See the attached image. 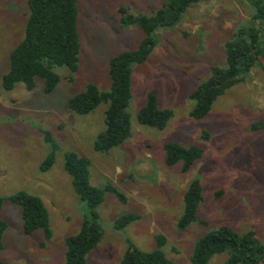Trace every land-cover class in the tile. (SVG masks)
Returning a JSON list of instances; mask_svg holds the SVG:
<instances>
[{
	"label": "rangeland",
	"instance_id": "1",
	"mask_svg": "<svg viewBox=\"0 0 264 264\" xmlns=\"http://www.w3.org/2000/svg\"><path fill=\"white\" fill-rule=\"evenodd\" d=\"M164 1L77 0L78 69L57 68L60 80L53 91L45 92L40 78L32 89L20 82L10 90L1 86L10 52L24 35L27 5L26 0H0V217L7 223L2 262L65 263V237L76 234L89 216L64 167L67 152L89 159L91 185L110 184L125 196L121 201L106 192L96 207L103 234L86 254L85 264H120L129 244L144 251L156 248V234L165 237L162 250L170 260L192 264L194 242L221 225L251 230L264 244V126H252L264 124V47L251 70L220 95L204 117L190 115L195 104L191 92L209 76L211 66L225 65L224 44L250 19L252 0H201L189 5L177 24L154 32L147 59L132 65L126 108L131 130L121 144L106 152L94 149L105 128L107 104L86 114L67 105L88 83L107 90L110 57L136 48L144 37L136 24H121V17L150 15ZM149 92L155 93L160 108L173 111L162 129L136 119ZM168 142L197 145L203 153L182 172L181 162L165 163ZM51 152L52 164L42 169ZM192 178L199 179L203 199L197 221L180 230L176 224L183 193ZM20 190L40 197L48 210L52 236L44 246L42 230L24 233L20 208L7 199ZM125 213L139 218L114 228V220ZM227 257V252L215 253L209 264H223Z\"/></svg>",
	"mask_w": 264,
	"mask_h": 264
},
{
	"label": "trees",
	"instance_id": "2",
	"mask_svg": "<svg viewBox=\"0 0 264 264\" xmlns=\"http://www.w3.org/2000/svg\"><path fill=\"white\" fill-rule=\"evenodd\" d=\"M201 0H165L162 7L150 15L122 16L120 23L136 24L144 32V37L134 49L123 50L111 56L108 61L110 86L101 90L94 83L67 99L68 107L78 114L93 111L100 103L107 104L105 110V128L95 141L94 149L106 152L121 144L130 136V116L126 108L131 99L132 65L147 59L155 40L154 32L160 28L171 27L178 23L189 5ZM77 0H26L27 18L24 35L9 55L8 70L1 77V86L10 90L17 83H23L27 89L35 86L36 78L43 80L45 92L53 91L60 76L57 68L65 67L70 72L78 69L79 34L77 28ZM253 11L250 19L241 23L232 39L225 42V65H213L209 76L200 81L190 94L194 107L190 115L204 117L213 102L227 89L237 83L249 72L261 55L264 47V0H252ZM122 11V10H121ZM124 11V10H123ZM170 108H160L155 93L149 92L145 104L139 109L136 119L141 125L162 129L172 118ZM264 126L261 122L252 125ZM48 140V132H44ZM204 131L202 136L208 137ZM165 163L173 165L181 162V171L187 172L194 161L201 157L203 150L197 145H182L168 142L164 145ZM51 152L43 161L41 168L47 169L52 164ZM90 161L75 152H67L64 167L71 176L72 185L81 200L89 207V216L83 219L76 234L65 237V263L85 264V256L96 247L102 237L103 228L95 210L103 202L105 193L116 195L121 201L125 196L116 187L106 184L99 188L89 183ZM20 208L23 232L29 234L41 229L45 245L51 236L49 213L40 197L26 191H17L7 197ZM203 199L201 183L192 178L183 193V212L177 221V228L185 229L197 221L196 212ZM3 198L0 197V211ZM139 215L125 213L118 216L113 226L120 229L136 221ZM203 222V221H202ZM7 223L0 217V250L3 248L2 237ZM156 248L144 251L129 244L120 264H176L162 250L165 237L155 236ZM227 252L223 264H264V244L260 243L253 231H236L230 226L221 225L200 236L193 245L190 262L209 264L215 253ZM0 264H19L4 263Z\"/></svg>",
	"mask_w": 264,
	"mask_h": 264
}]
</instances>
